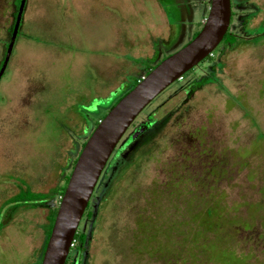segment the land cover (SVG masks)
Listing matches in <instances>:
<instances>
[{
	"label": "rangeland",
	"instance_id": "1",
	"mask_svg": "<svg viewBox=\"0 0 264 264\" xmlns=\"http://www.w3.org/2000/svg\"><path fill=\"white\" fill-rule=\"evenodd\" d=\"M160 1L166 0H89L94 11L82 13L71 0H42V15L36 11L30 27L22 20L0 82V264H39L47 217L61 197L35 208L7 202L21 190L64 186L93 128L149 66L139 54L148 40L154 35L172 45L178 38L170 54L179 51L210 9V0H187L190 22H182L181 35L173 27L169 38ZM13 2L0 0V63L12 36ZM174 2L186 11L183 0ZM239 25L236 18L233 31L242 33ZM255 49L236 43L143 111L131 128H148L135 142L129 129L118 145L79 227L86 249L72 248L66 264H185L188 253L173 263L134 251L138 222L157 228L159 254L158 244L171 249L184 241L191 215L212 200L228 215L222 243L240 264H264V48ZM211 75L217 81H205Z\"/></svg>",
	"mask_w": 264,
	"mask_h": 264
},
{
	"label": "water",
	"instance_id": "2",
	"mask_svg": "<svg viewBox=\"0 0 264 264\" xmlns=\"http://www.w3.org/2000/svg\"><path fill=\"white\" fill-rule=\"evenodd\" d=\"M26 1L21 0L5 60L0 69V82L13 53ZM230 19V0H210L209 13L199 35L156 66L137 86L125 93L99 122L87 140L60 200L42 264H66L100 178L128 130L155 99L216 50L227 34ZM137 137L138 133L132 138Z\"/></svg>",
	"mask_w": 264,
	"mask_h": 264
},
{
	"label": "trees",
	"instance_id": "3",
	"mask_svg": "<svg viewBox=\"0 0 264 264\" xmlns=\"http://www.w3.org/2000/svg\"><path fill=\"white\" fill-rule=\"evenodd\" d=\"M20 4H21V0H16V2H13L14 7L16 8V12L14 14V23L11 29V33H13V29L15 26V21L17 18ZM197 35L198 33L194 36V38ZM9 43L5 45V52H4L3 58L0 63V69L3 65V61L5 60V56H6ZM231 43H233V39H231ZM154 68H152L149 71V73ZM137 84H135L132 88L137 86ZM119 100L117 102H119ZM111 109H109V111ZM105 116L102 118V120L105 118ZM98 124L99 123H97L95 128L89 134V137L92 135L93 131L97 128ZM86 142L83 144L78 157L74 161L72 171L76 165V162ZM72 171L67 176L65 185L58 189L55 188L54 190H51V192L49 193H34L27 189L21 190L18 195L10 199L7 203L13 204L16 208L22 207L24 205L30 208H35L39 205L40 206L46 205L58 193H59V196L62 198L64 196L68 182L70 180ZM57 212H58V208L50 211L47 217V224L44 227L45 234H46V240H45L44 247H43L42 258L39 264H42L43 255L45 253L47 243L50 238V235H51V232H52V229H53L56 217H57ZM0 215H1V212H0ZM227 217L228 215L226 213V210L221 206V204L212 200L211 204L204 211H198L191 215L190 220L194 224V227L191 228L190 233L187 234L188 236L184 239V241L182 243L175 242L174 248H171V249L167 247H161V245L158 244L157 247L159 249L158 250L159 254H157L154 248V245L156 244L155 242L157 241L156 240L157 228L155 229L152 228L153 223L151 221L141 220L138 222V225L135 231V241L133 245V250L138 253H142L141 250L145 249L146 252L148 251L147 253H153V255L158 256L159 259H162L163 261H167V262L173 261V263H180L183 260L184 255H187L188 253V256H185L184 261H183L185 264L187 263L189 264H214V263L240 264L242 263V260L237 257V255L235 254L233 250H231L229 247L225 246L222 243V239H224L223 237L224 234H222V231L228 226ZM168 230L174 232L176 230V226H171ZM212 236L214 237V239L215 237H220L221 240L214 241L213 239H211ZM86 246H87V237L85 234L80 233L79 231L75 237V243H74L73 250H76V252L80 253L82 251H85Z\"/></svg>",
	"mask_w": 264,
	"mask_h": 264
},
{
	"label": "flooded vegetation",
	"instance_id": "4",
	"mask_svg": "<svg viewBox=\"0 0 264 264\" xmlns=\"http://www.w3.org/2000/svg\"><path fill=\"white\" fill-rule=\"evenodd\" d=\"M174 1L175 0H170L168 2H174ZM230 1H231V19H230V26H229V29L227 31V34L225 35L221 44L216 48V50L218 49V51L217 52L214 51L206 60H204L202 62V65L212 61V58L214 56H220L224 51H227V50H229L230 47L235 46L236 43H239V44L246 43L248 45V47L253 48V50L255 48H264V22H263L264 17L261 19V22L256 23V21L260 18V16L264 15V3H262V4L259 3L260 0H230ZM26 3H27V1H26ZM183 7H185L184 9L186 10V12L188 14L189 6H188L187 0H183ZM177 8H179L178 4H176V9ZM172 9L173 8H171V10L169 12V16H170L171 22L174 23V21H172V19L175 16V14H174L175 11H173ZM245 11L247 13L242 14V12H245ZM23 17H24V15H23ZM236 18H238V20H239V23H240L239 26H240L242 33H237L236 31H233L234 21ZM205 22H206V20H205ZM175 24H176V27L180 28L179 34L181 35V31L183 30L184 25L181 22H177V23L175 22ZM203 27H204V25H203ZM203 27H202V29H203ZM170 28L172 29L171 26H170ZM202 29L195 31L193 33L192 39L187 44H185L183 47H185L191 41H193L199 35V33L201 32ZM197 33H198V35L194 38V36ZM176 39L179 41L178 38H176ZM231 39H233V43H231ZM177 40H175L174 41L175 43L172 45H169L168 43H167L168 44L167 45V44H164L162 42L161 43L164 45H161V44H159V41L156 42V44L154 46V48H155L154 56L151 59H149V58L147 59V62L149 60H151L149 66L146 69H140L137 73H135V76H133L135 83L132 86L139 83L144 77H146L152 68L158 66L162 61L169 58L172 54H175L178 52L177 51V52L170 54L172 47L179 45L180 41L178 42ZM175 44H177V45H175ZM162 46L164 47V49H160V47H162ZM160 51L163 52L162 59H160V57H155V56L159 55ZM199 66L196 67L197 70L200 68ZM193 70H192V72H193ZM194 71H196V70H194ZM189 73L185 74L179 81L183 80L185 78V76H187ZM212 76L213 75H211L210 77L205 79V81L206 80L207 81L209 80L212 82L217 81L216 78H212ZM217 83L219 84V82H217ZM261 83L264 84L263 81ZM128 88H130V86ZM147 128H148V126H142V125L139 127H133V129L130 128V129H132L133 134L130 135L129 138L131 137L130 139H132L134 142L137 141L141 137V135L146 131ZM89 129H90V125H89ZM136 133H138V137L136 139H133L132 137ZM130 139H129V141H130ZM129 141H127V142H129Z\"/></svg>",
	"mask_w": 264,
	"mask_h": 264
},
{
	"label": "crops",
	"instance_id": "5",
	"mask_svg": "<svg viewBox=\"0 0 264 264\" xmlns=\"http://www.w3.org/2000/svg\"><path fill=\"white\" fill-rule=\"evenodd\" d=\"M39 1H41V5H42V0H27L26 7H25V11H24V18H23V22H24V26L25 27H30L31 22L34 23L35 17L38 14L42 15V13H41L42 8H38V5H37ZM44 1H48V0H44ZM56 1L57 2H61V3L63 2V0H56ZM88 1L89 0H71V4H72V6H74L75 4L78 5V6L75 7V9L78 8V10H82V13H83V12H87V11H92L93 10V9H90V6H92V5L91 4H88ZM168 1H170V0H166L165 2H161L160 1V3H159L160 6H159V4H157V5L159 7L158 10L160 11V16L163 18V23H162L163 30H167L166 29L167 27L164 26V24L166 25L165 22L168 21V33H169V38H170L171 37V33H172V29H173V27L176 26L175 22L176 23L177 22H181L182 23L184 20L187 21V22H190L191 14H190V11L187 14L186 11L185 12L183 10L181 11L179 8L176 9V4L174 2H168ZM171 8H173L172 10L175 11V13H174L175 16L172 19V21H174V23L171 22V19H170V16H169V12H170ZM36 11H38V14H36ZM47 18H48V16H45V18L44 17H40L39 23H40V26L42 28L46 26L45 20H47ZM170 26L172 27V29L170 28ZM186 26H188V25H186ZM192 26H193V24H192ZM153 37L154 38L148 40L149 43H148V45L146 47L147 48V51L145 50V51H142L140 53L137 52L139 54H142L145 59H148L150 57L147 54L149 51L155 52L154 46H155L156 42L160 40L158 37H156L154 35H153ZM161 48H163V46ZM151 58H149V59H151Z\"/></svg>",
	"mask_w": 264,
	"mask_h": 264
},
{
	"label": "built area",
	"instance_id": "6",
	"mask_svg": "<svg viewBox=\"0 0 264 264\" xmlns=\"http://www.w3.org/2000/svg\"><path fill=\"white\" fill-rule=\"evenodd\" d=\"M74 247V246H73Z\"/></svg>",
	"mask_w": 264,
	"mask_h": 264
}]
</instances>
